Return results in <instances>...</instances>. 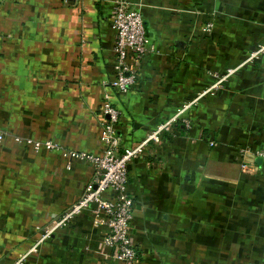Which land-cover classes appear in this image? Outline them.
Wrapping results in <instances>:
<instances>
[{
    "label": "crops",
    "instance_id": "0c3cea01",
    "mask_svg": "<svg viewBox=\"0 0 264 264\" xmlns=\"http://www.w3.org/2000/svg\"><path fill=\"white\" fill-rule=\"evenodd\" d=\"M119 2L154 46L124 94ZM263 43L264 0H0V264H120L90 208L42 237L91 167L14 140L100 153L105 94L119 151L169 123L128 164L134 264H264Z\"/></svg>",
    "mask_w": 264,
    "mask_h": 264
},
{
    "label": "built area",
    "instance_id": "2783aa9c",
    "mask_svg": "<svg viewBox=\"0 0 264 264\" xmlns=\"http://www.w3.org/2000/svg\"><path fill=\"white\" fill-rule=\"evenodd\" d=\"M111 20L115 31L114 77L109 84L124 94L136 82L140 61L144 55L154 50V46L146 34L141 13L128 3H117L113 7ZM211 27L212 23L208 22L204 28L210 31ZM259 50H264V43ZM99 114L102 117L99 141L103 146L100 153L63 149L48 139L14 137V140L23 142L32 151L40 148L58 150L65 159L85 162L91 167V179L84 185L80 196L59 217L50 221L42 237L48 236L57 227L65 226L73 215L81 210L90 208L95 221L108 227L103 239L104 244L116 249L120 264H134L138 254L130 233L134 200L127 188L128 164L143 151L149 140L157 139L162 130L169 129V123L161 125L134 147L119 151L121 137L117 125L120 112L107 94L100 104ZM1 137L0 134V139ZM257 153L264 157V149ZM241 169L248 171V163H241ZM106 192L110 194L106 195Z\"/></svg>",
    "mask_w": 264,
    "mask_h": 264
},
{
    "label": "rangeland",
    "instance_id": "374dc122",
    "mask_svg": "<svg viewBox=\"0 0 264 264\" xmlns=\"http://www.w3.org/2000/svg\"><path fill=\"white\" fill-rule=\"evenodd\" d=\"M48 140H49V139H48ZM50 141H51V140H50ZM52 142H53V141H52ZM54 143H55V142H54ZM55 144H56V143H55ZM58 147H59V145H58ZM28 148H29V147H28ZM29 149H30V148H29ZM30 150H31V149H30ZM72 150H78V149H72ZM31 151H32V150H31ZM81 151H83V150H81ZM33 152H35V151H33ZM85 152H86V151H85ZM88 153H90V152H88ZM63 158H64V157H63ZM64 159H65V158H64ZM67 162L69 163V160L66 159V163H67ZM84 163H85V162H84ZM86 164H87V163H86Z\"/></svg>",
    "mask_w": 264,
    "mask_h": 264
}]
</instances>
